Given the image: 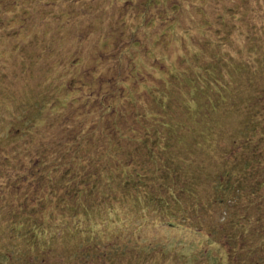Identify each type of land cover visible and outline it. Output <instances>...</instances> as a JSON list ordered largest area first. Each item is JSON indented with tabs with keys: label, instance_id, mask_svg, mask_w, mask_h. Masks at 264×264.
I'll use <instances>...</instances> for the list:
<instances>
[{
	"label": "rangeland",
	"instance_id": "rangeland-1",
	"mask_svg": "<svg viewBox=\"0 0 264 264\" xmlns=\"http://www.w3.org/2000/svg\"><path fill=\"white\" fill-rule=\"evenodd\" d=\"M262 181L264 0H0V264H244Z\"/></svg>",
	"mask_w": 264,
	"mask_h": 264
},
{
	"label": "trees",
	"instance_id": "trees-1",
	"mask_svg": "<svg viewBox=\"0 0 264 264\" xmlns=\"http://www.w3.org/2000/svg\"><path fill=\"white\" fill-rule=\"evenodd\" d=\"M251 110H254V107ZM246 122L249 125V123H250V117L249 116H247ZM245 126L243 128H245ZM242 130L243 129H241V131ZM165 169H167V168H165ZM184 170L186 173L189 174V168L188 167H185ZM167 174H168V172H167ZM220 180L222 181V178ZM262 182H264V181H262ZM262 184H264V183H262ZM196 185L194 183H191L189 188H188L189 193L194 198L193 199L194 204L192 206V211L190 213H188L189 215H187V213H185L184 210L183 211H177V210L174 211V209H173L172 212L170 210H168V207H171L174 204L175 205L180 204L179 203L180 197H178L175 187H172L173 190H172V192H170L172 194V196H170L171 197L170 200H169L168 196H165V197L156 196L158 198H155L154 195H149L148 193H147V195H148L149 200L155 201L159 204V211H160L159 215L167 219V224H170L171 226H173L176 223L187 222L191 226H195L196 229H203V228L207 229L206 237H207L208 243L209 244L213 243V246L211 247L209 245L202 252L204 253L205 256L211 257L212 259L219 261L220 260V258H219L220 254L218 252H216V250L219 249L220 246H223V242H221L220 240H216V238H215V234L218 231V223H216L212 219H209V217H207V215H206V212L208 211L209 206H213V205L211 203H209L208 201L207 202L204 201L200 196H198L194 193V191L200 190V185L198 186V188L195 187ZM168 187L170 188V186H168ZM218 188L223 190L222 185H219ZM234 189L237 190L236 185H235ZM221 199H222V197H220V200ZM223 201H225L224 198L222 199L221 202L218 201L217 203H215V205L221 206L223 209L224 208V204L222 203ZM260 204L261 205L255 207V211H251L250 217L252 218L251 219L252 223H254L255 221H257L260 218L264 219V208H263L264 202L261 201ZM164 208H167V209L164 210ZM193 210H195L194 213H193ZM197 210L201 211V213H198L199 211L196 213ZM229 213H230V210L225 213L223 218H226V216H228ZM230 215H232V213ZM243 215H244V217H246V213H244ZM108 218L109 217H107V219ZM118 221L123 222L122 219H118ZM226 221L230 222V227H231L230 231H228L226 233V243L228 245V251L230 252V254H232V252L234 251L235 248L236 249L245 248V251L248 252L249 245L247 243L250 244V241L253 239L248 238V237L245 238L244 235L243 236L236 235V234H238V233H236L238 228L236 227L235 223H237L238 220L227 218ZM249 228H247L249 230V232H251L253 234V236H255V231L253 232L251 227H249ZM49 230L50 229L46 228V233ZM250 247L251 248H250L249 252L253 256L250 257V259H248L246 262H243L244 264H253V263H255L253 258L255 259L256 255H257V257L261 258L263 256L262 254H264V241L263 242L262 241H255V244H253ZM257 248H259L260 251L256 252ZM234 254H235V252H233L232 255H234Z\"/></svg>",
	"mask_w": 264,
	"mask_h": 264
}]
</instances>
